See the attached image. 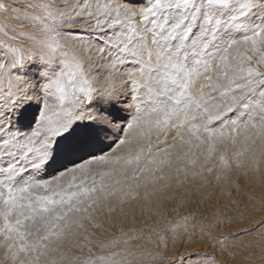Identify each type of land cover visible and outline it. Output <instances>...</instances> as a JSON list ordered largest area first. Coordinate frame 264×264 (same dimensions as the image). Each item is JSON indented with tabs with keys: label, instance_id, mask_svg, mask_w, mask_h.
<instances>
[{
	"label": "snow or ice",
	"instance_id": "obj_1",
	"mask_svg": "<svg viewBox=\"0 0 264 264\" xmlns=\"http://www.w3.org/2000/svg\"><path fill=\"white\" fill-rule=\"evenodd\" d=\"M233 173L264 178V0H0V264H264L254 202L223 235L192 200Z\"/></svg>",
	"mask_w": 264,
	"mask_h": 264
},
{
	"label": "rangeland",
	"instance_id": "obj_2",
	"mask_svg": "<svg viewBox=\"0 0 264 264\" xmlns=\"http://www.w3.org/2000/svg\"><path fill=\"white\" fill-rule=\"evenodd\" d=\"M228 151L230 154L231 148H229ZM237 184L239 185V190L236 188ZM194 191L195 189L193 192ZM229 193H231V195H229ZM184 195H186V193H181L177 195L175 199L159 201V204L163 205L168 210H171L176 207L177 201ZM250 197L251 200L249 199ZM192 200L198 203L201 211L207 216L206 222L214 221L217 217L224 220V223L219 224L214 231L219 234L228 235L236 230V225L230 227L228 220L232 217H238L240 213H246L253 202L256 204V208L254 209L256 215L253 219H249L247 222L252 223L255 219H259L260 215H264V212H262L259 207L261 204H264V178H253L251 175L249 177L237 178L236 174L233 173L232 178L227 182L223 180L218 183L211 181L206 188L200 189L198 192L195 191ZM195 206L196 204H193L191 201L188 204L189 208ZM125 207L126 210L135 211L134 223L137 227L151 226L154 222V216L150 218L147 213L141 215L139 204L126 205ZM156 208L157 200L153 199V211H155ZM178 211L183 214L185 208H179ZM169 218L171 219L172 217ZM197 219L199 220L201 217L198 216ZM131 223H133V221L131 219V211H129V220L127 221V224H125V227ZM145 231H147V227H145ZM190 232H192V235L190 236L177 238L178 243L180 239H184L186 242L185 248L181 249V251L204 250L198 228L195 230L190 229ZM207 251L209 253L211 252L210 249ZM217 259L223 262L225 257L217 254Z\"/></svg>",
	"mask_w": 264,
	"mask_h": 264
},
{
	"label": "bare ground",
	"instance_id": "obj_3",
	"mask_svg": "<svg viewBox=\"0 0 264 264\" xmlns=\"http://www.w3.org/2000/svg\"><path fill=\"white\" fill-rule=\"evenodd\" d=\"M253 178H255V177H253ZM194 190V189H193ZM171 189H169V190H167L165 193H157L156 194V196H164V195H168V194H170L171 193ZM196 191V190H195ZM194 191V192H195ZM196 192H198V191H196ZM180 198V197H179ZM153 199H156V197H153ZM160 201H164V200H160Z\"/></svg>",
	"mask_w": 264,
	"mask_h": 264
}]
</instances>
